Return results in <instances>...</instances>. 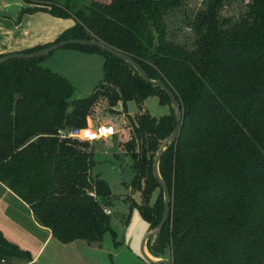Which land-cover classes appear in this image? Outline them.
<instances>
[{
  "label": "trees",
  "instance_id": "trees-1",
  "mask_svg": "<svg viewBox=\"0 0 264 264\" xmlns=\"http://www.w3.org/2000/svg\"><path fill=\"white\" fill-rule=\"evenodd\" d=\"M21 1L20 16L40 12L74 24L52 43L9 54L96 39L162 80L178 99L180 135L159 165L171 216L148 241L150 253L162 257L171 248L174 264H264V0H251L237 18L222 15L230 0H207L188 23L191 43L180 41L172 25L186 0ZM66 48L103 57V80L92 96L72 99L74 86L40 65L46 56L0 66V184L61 243L100 244L107 232L115 237L105 212L111 191L91 176L88 143L60 132L86 127L101 102L117 116L118 105L141 107L156 96L170 113L128 117V137L119 147L132 161L131 191L142 200L132 206L154 229L164 214L154 163L177 126L170 99L110 53ZM14 259L32 261L0 230V264Z\"/></svg>",
  "mask_w": 264,
  "mask_h": 264
},
{
  "label": "rangeland",
  "instance_id": "rangeland-1",
  "mask_svg": "<svg viewBox=\"0 0 264 264\" xmlns=\"http://www.w3.org/2000/svg\"><path fill=\"white\" fill-rule=\"evenodd\" d=\"M19 1L0 0V19L12 18L11 23L16 28L14 32L7 34L6 38L12 40L16 38L22 42L40 40L41 36L56 30V20H51L53 18L49 15L47 16L51 19L47 18L46 14L35 17L34 15L20 16ZM250 1H228L222 10L223 17L237 18ZM206 5L207 0H186L184 9L173 18V31L183 43H191L194 40V34L188 28V23L199 11L206 9ZM2 34H0V46L2 42L8 41ZM77 51L73 48H60L46 56L40 64L63 76L74 86L72 99L92 96L103 80V59L93 58L96 60L90 61ZM139 107L134 102H129L125 110L118 105L117 110L120 113L113 116L104 112L106 104L101 102L93 116L87 120V124L90 125L98 121L111 124L117 131L116 136L110 139L88 143V149L94 161L91 176H98L104 180L111 191L108 207L109 224L115 232V237L107 232L100 244L91 245H80L77 242L61 243L52 239L50 243L47 241L39 251L44 238L32 229L33 225L28 215L17 217V214H14L15 218L10 221L7 218L11 215L9 213L6 216L3 215L4 205L0 202V227H3L0 230L3 235L21 249L28 251L32 259L39 251L31 264H147L140 254V245L143 236L149 231V224L141 217L138 208L132 206V203L140 205L142 200L140 194L132 192L130 188L133 178L132 161L119 148L128 137V117L135 118L140 112ZM141 107L143 111H147L156 118L170 113V108L161 105L156 96L150 97ZM158 195L159 191L153 196L152 205L155 204ZM3 197L1 192L0 198ZM11 263L22 264V261L14 259Z\"/></svg>",
  "mask_w": 264,
  "mask_h": 264
},
{
  "label": "water",
  "instance_id": "water-1",
  "mask_svg": "<svg viewBox=\"0 0 264 264\" xmlns=\"http://www.w3.org/2000/svg\"><path fill=\"white\" fill-rule=\"evenodd\" d=\"M82 46V47H93V48H99L107 53H110L112 56L126 62L129 64L135 71L138 73V75L142 78V80L150 85H153L155 87H159L162 91L166 93V95L169 97L172 108L174 109L175 115H176V122L177 126L174 132L170 137H168L162 144L161 149L155 159L154 163V176L158 183L161 186V189L164 193V214L161 222L156 226L154 229H150L146 235L143 236L141 245H140V254L144 260H146L149 264H174V258H173V251L171 248H166L165 254L162 257H156L153 254L150 253L148 249V241L151 238H155L160 234V232L164 229L166 223L168 222L170 216H171V205H172V199L170 195L169 188L167 184L164 182L160 175L159 171V165L160 160L163 157L164 153L168 149V147L174 142L177 141L180 135L182 123H183V112L180 103L178 102V99L176 98L175 94L171 92V90L167 87V85L162 80H152L148 77L146 72H144L141 67L134 62L130 57L125 55L122 52H119L104 43L97 41L96 39L92 40H78V39H71L66 41H61L52 44L51 46L40 50L34 54L30 55H24V54H9L5 55L0 58V66L11 61V60H32V59H38L45 57L52 52L64 48L67 46ZM140 112L142 111V107H139ZM130 217V213L128 215V218Z\"/></svg>",
  "mask_w": 264,
  "mask_h": 264
},
{
  "label": "crops",
  "instance_id": "crops-1",
  "mask_svg": "<svg viewBox=\"0 0 264 264\" xmlns=\"http://www.w3.org/2000/svg\"><path fill=\"white\" fill-rule=\"evenodd\" d=\"M20 11L23 7H26L23 2L20 0ZM46 13H35V14H32L34 15L33 17L35 16H44ZM49 15V14H46V16ZM50 17H52L51 15H49ZM7 17V16H6ZM5 17V18H6ZM47 16V18H50ZM53 19L51 20H56V24H57V28L56 30L50 32V33H47L46 35H43L41 36L40 40L39 39H34V40H29V41H20V40H17L16 38L15 39H8L6 38L7 37V34H11V32H14L16 30L15 28V25L13 23H11V21L13 20L12 18H7V19H10V20H6V19H0V34L3 33L2 35L4 36V38H6L8 41H4L1 43V46H0V55H6V54H9V53H14V52H19V51H22V50H25V49H29V48H32V47H35L37 45H44V44H48V43H52L54 42L60 35L62 32H64L65 30L71 28L73 26V22L72 21H68V20H63V19H58V18H54L52 17ZM5 29V30H3ZM8 33H7V31ZM16 33V32H15ZM14 33V35H16ZM78 53L81 54V56H84L85 58H89L90 61H94L96 59H93V58H102L103 57L99 54H88V53H84V52H81V51H77ZM103 63H104V59H103ZM2 192V195L4 196L3 198H0V202H2V204L4 205L3 207V215L6 216L7 213H9L11 215L10 218H7L9 219L10 221H12L14 218H15V215L14 214H17V217H20V215H28V217L30 218L31 220V223L33 225V228L32 229H35V232L36 234L42 236V238H44L43 240V243L39 249V251L42 249V247L44 246V244L49 241V243L52 241V239H55L52 234H51V231L46 228V227H43V226H40L34 219L32 213L30 210H28V208L25 206V204H23L21 201L17 200L13 194H11V192H9L8 189H6L2 184H0V193ZM25 215V216H26ZM13 218V219H12ZM18 219V218H17ZM3 229V227H0ZM8 239V238H7ZM73 242H77L79 243L80 245L83 244V245H91V244H94V243H87L83 240H76V241H73ZM96 244V243H95ZM39 251H37V254L39 253ZM36 255L33 257L31 263L36 259ZM146 261V260H144ZM30 263V264H31ZM147 264H149L147 261H146Z\"/></svg>",
  "mask_w": 264,
  "mask_h": 264
},
{
  "label": "built area",
  "instance_id": "built-area-1",
  "mask_svg": "<svg viewBox=\"0 0 264 264\" xmlns=\"http://www.w3.org/2000/svg\"><path fill=\"white\" fill-rule=\"evenodd\" d=\"M117 131L113 125L98 121L97 123L80 129H74L68 133L60 132L62 138H68L85 143H96L116 136ZM110 214V210H105Z\"/></svg>",
  "mask_w": 264,
  "mask_h": 264
}]
</instances>
